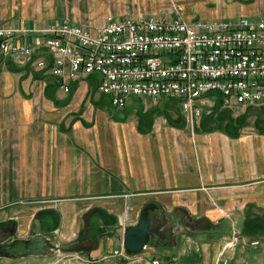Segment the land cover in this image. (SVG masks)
<instances>
[{
    "label": "crops",
    "instance_id": "crops-1",
    "mask_svg": "<svg viewBox=\"0 0 264 264\" xmlns=\"http://www.w3.org/2000/svg\"><path fill=\"white\" fill-rule=\"evenodd\" d=\"M161 1L0 0V26L39 31L67 21L95 31L109 16L162 12ZM178 1L190 23L264 14V0ZM51 59L45 49L30 60L0 55V227L12 223L20 239L40 227L82 252L29 254L16 264H264V105L223 102L239 116L236 130L204 126L207 114L196 126L185 115L145 125L139 116L160 102L131 96L141 108L117 115L98 73L66 91L38 64ZM151 201L173 232L128 255L124 229Z\"/></svg>",
    "mask_w": 264,
    "mask_h": 264
},
{
    "label": "built area",
    "instance_id": "built-area-1",
    "mask_svg": "<svg viewBox=\"0 0 264 264\" xmlns=\"http://www.w3.org/2000/svg\"><path fill=\"white\" fill-rule=\"evenodd\" d=\"M107 19L95 31L67 21L39 31L0 26V55L30 60L45 49L52 59L38 64L60 76L66 91L98 73L99 91L115 106L131 96L177 98L192 125L207 113L209 94L227 106L264 105V14L190 23L176 9L166 19Z\"/></svg>",
    "mask_w": 264,
    "mask_h": 264
},
{
    "label": "water",
    "instance_id": "water-1",
    "mask_svg": "<svg viewBox=\"0 0 264 264\" xmlns=\"http://www.w3.org/2000/svg\"><path fill=\"white\" fill-rule=\"evenodd\" d=\"M168 223V216L160 204L153 201L145 204L140 212L138 222L126 226L124 229L123 246L126 254L132 256L141 254L149 243H156L160 239H170L169 234L173 232V229H166ZM39 233H41L40 227L38 234L36 233L29 239L14 238L15 230L11 231V236L8 239L0 236V258L16 260L29 254H47L50 249L82 252L79 246L57 245Z\"/></svg>",
    "mask_w": 264,
    "mask_h": 264
},
{
    "label": "rangeland",
    "instance_id": "rangeland-1",
    "mask_svg": "<svg viewBox=\"0 0 264 264\" xmlns=\"http://www.w3.org/2000/svg\"><path fill=\"white\" fill-rule=\"evenodd\" d=\"M159 1V0H158ZM138 3H140V0H138ZM136 3V4H138ZM139 5V4H138ZM160 5L162 6L163 11L158 12V13H125L127 18L129 17H147V16H154L162 19L169 18L170 16H173L176 14V9H180V12L184 16V8L181 2L178 0H162ZM166 6V7H165ZM92 31V30H91ZM159 103V111H157V108L155 107L152 111V113L147 114L146 116L141 115L139 116L140 120L145 125H152V123L155 121L156 117L162 116L166 117L167 119H170L171 121H174L175 117L178 118V120L183 119V114H181V107H180V102L177 98H171V97H163L160 99ZM148 105H151L152 102L148 101ZM126 105L128 106L125 111H122L121 109L116 108L113 106V104L108 105L109 109L111 112L117 114V115H124L131 113L132 107H138L141 108L140 103H138L136 97H130L127 99ZM205 109L207 110V115L204 116V126L207 127H219L222 130L224 129H230V130H236L238 129L241 124L239 123V116L237 113L233 112L224 107V103L222 101V98L217 95L213 94L208 96V104L205 106ZM199 118H196L195 120V126L198 125L197 121ZM43 224L47 228L48 225H54V219L49 218V216L46 218H43ZM2 231L3 233V238L8 237L11 235V229L12 228V223L7 222L5 223ZM63 251H54V250H48L47 256H49L52 259H55L58 254H63L61 253ZM18 260H12V259H7V258H0V264H16Z\"/></svg>",
    "mask_w": 264,
    "mask_h": 264
},
{
    "label": "flooded vegetation",
    "instance_id": "flooded-vegetation-1",
    "mask_svg": "<svg viewBox=\"0 0 264 264\" xmlns=\"http://www.w3.org/2000/svg\"><path fill=\"white\" fill-rule=\"evenodd\" d=\"M11 229V228H10ZM12 231V230H11ZM3 231L2 230H0V236H3ZM10 237V235L8 236V237H6V238H4V239H7V238H9Z\"/></svg>",
    "mask_w": 264,
    "mask_h": 264
}]
</instances>
